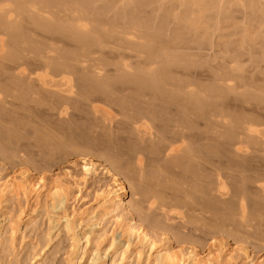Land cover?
<instances>
[{"label": "rangeland", "instance_id": "rangeland-1", "mask_svg": "<svg viewBox=\"0 0 264 264\" xmlns=\"http://www.w3.org/2000/svg\"><path fill=\"white\" fill-rule=\"evenodd\" d=\"M18 1L23 4L21 16L16 0H0V18L6 26L15 22L22 26L14 39L0 25V62L5 61L0 65V180L19 179L25 173L44 179L48 186L59 177L70 188V201L63 209L53 208L44 198L41 203L16 197L1 202L0 264H86L93 256L101 258L98 264H150L153 256L148 248L137 239L121 238L120 225L112 219H104L98 227L91 220L97 207L95 196L114 186L112 175L126 187V202L137 209L128 210L121 225L133 218L159 246L166 244L174 252L194 250L206 255L224 245L231 256L227 264L264 262V191L260 190L264 182V0H195L199 6L194 0L193 4L181 0ZM45 22L60 25L48 30ZM77 34L84 35L82 42L74 38ZM123 61L132 75L165 70L175 88L198 95L203 108L217 113L214 129L213 118L207 117L199 121L201 133L194 129L206 136L202 146L193 143L194 131L188 133L189 145L198 147L202 158L197 175L184 177L170 169L164 156L156 161L148 155V138L144 136L148 142L143 139L141 144L139 133H133L135 126L121 115L132 106L121 105L120 95L105 93L111 104L95 92L92 80L99 78L97 72L101 70L103 79L127 74L128 70L117 69ZM19 70L24 74L20 76ZM45 71L49 90L36 81V75L45 77ZM65 76L74 86L72 102L63 95L66 86L60 80ZM87 78L91 82L85 83ZM172 86L166 87L168 93L176 91ZM68 101V114L61 118L60 104ZM165 102V106L170 103ZM142 106L131 109L140 115ZM157 108L152 115L155 124L168 119L165 123L171 125L181 114ZM179 109L183 115L187 112L185 105ZM213 130L218 140L211 156L208 139ZM165 133L166 139L171 138V132ZM238 146L244 151L238 152ZM137 151L146 153L141 169L133 158ZM89 161L96 174L79 183V188L71 186L72 179L64 176L82 179L83 166ZM65 216L74 221V234L63 230ZM11 228L15 229L10 234ZM82 235L88 238L87 245Z\"/></svg>", "mask_w": 264, "mask_h": 264}, {"label": "bare ground", "instance_id": "bare-ground-1", "mask_svg": "<svg viewBox=\"0 0 264 264\" xmlns=\"http://www.w3.org/2000/svg\"><path fill=\"white\" fill-rule=\"evenodd\" d=\"M182 2L181 3H188L189 4V2L190 3H192V1L193 0H181ZM195 1V0H194ZM193 1V3L195 4V3H197L198 1H200V0H198V1H195L194 2ZM249 1V0H248ZM16 10H17V12L18 13H20V16H21V11L23 12L24 10H23V4H22V6H20L21 4L19 3V1L18 0H16ZM14 3V4H15ZM192 3V4H193ZM251 4V3H250ZM255 4V3H254ZM197 6H199V2H198V4H197ZM20 11V12H19ZM24 13V12H23ZM22 13V14H23ZM10 15V14H9ZM19 15V14H18ZM20 16H18V17H20ZM79 17H81L80 15H78ZM12 17V16H11ZM11 17H10V20H11ZM79 17H77L78 19H79ZM18 19V18H17ZM33 19H36V18H33ZM32 19V20H33ZM49 19V18H48ZM78 19H77V21H78ZM21 20V19H20ZM83 20V19H82ZM82 20H80V21H82ZM6 21V20H5ZM8 21V20H7ZM38 22H40V20L38 21ZM42 22V21H41ZM18 23V22H17ZM16 22L15 23H13V24H11V23H7V26H6V23L2 20V18H0V25L2 26L3 25V28H5L6 27V30L8 31V33L15 39V38H17L18 39V35L17 34H19V33H21V27L22 26H20L19 24H17ZM21 23V22H20ZM36 23H37V19H36ZM43 23V22H42ZM81 23H83V22H81ZM45 24H47V29H48V26H49V24L47 23V22H45ZM51 25H52V27L55 25H53V23H50ZM78 24H80V23H78ZM50 25V26H51ZM59 25L60 24H58V26L56 25V26H54V28L56 29V27H59ZM83 25V24H82ZM81 24H80V26L81 27H83ZM41 26V25H40ZM46 26V25H45ZM49 26V27H50ZM51 27V28H52ZM53 29V28H52ZM54 29V30H55ZM76 29V28H75ZM85 29V28H84ZM45 30V29H44ZM48 30H50V28L48 29ZM58 30V29H57ZM78 30V29H77ZM76 31V30H75ZM80 31V30H79ZM16 32H17V34H16ZM52 32V31H51ZM83 35V34H82ZM82 35L81 36H79V34H77V35H75L74 36V38H76V40H77V42H78V40L80 41V40H82L81 38H82ZM86 35V34H85ZM84 36V35H83ZM21 37V36H20ZM73 38V39H74ZM83 41V40H82ZM82 41H80V42H82ZM164 52V51H163ZM13 53V52H12ZM11 53V54H12ZM10 54V55H11ZM5 56V55H4ZM11 56H14V55H11ZM7 57H10L9 55L7 56L6 55V58ZM16 57V56H15ZM6 58H4L5 60H6ZM21 58V57H20ZM19 58V59H20ZM2 59H3V57H2ZM7 59H9V61H10V59L12 60L11 62H13V61H15L16 60V62H18L17 60L18 59H15V58H7ZM15 59V60H14ZM24 58H21V60H23ZM4 60H2V63L0 64V65H2L3 66V63L5 62H3ZM8 61V60H7ZM25 61V60H24ZM11 62H9V63H11ZM6 64V63H5ZM13 65H14V63H12ZM16 64V63H15ZM21 64V66H22V62L20 63ZM20 64H18V65H20ZM25 64H27V63H25ZM25 64H24V66H25ZM123 65H122V67H121V65H120V67L121 68H123V69H121V68H117L118 69V71L119 70H128L126 73L127 74H125V73H123L122 71H120V72H122V74L120 73V74H118L119 76H117V77H115L114 79H113V77H112V79L111 78H109V79H107V78H105V79H103L102 77H100V73H101V70H100V72H97V76H99V78H94V80H92V82L94 81L95 83H94V86H95V92L97 91L98 93L97 94H99V92H101L100 94L101 95H103V96H110V97H112V96H114L115 94H117V96L118 95H120V97H117V100L118 101H120V104L122 103L123 105H126V104H130V106H132L131 108H135L136 106H138L139 105V108H140V106L141 105H143L142 106V108H144V109H142V110H144V113L142 114H137L136 112H138V111H136V110H134V109H127L126 107L128 106H123L124 107V109L126 108V110H124L123 112H122V110H123V108H121V112H122V116H123V114L127 117H125V116H123V117H125V119L127 120H130L129 122L130 123H128V124H132V125H134L135 126V132H133V131H131V132H133V133H135L136 134V132L137 133H139V134H141L142 136H140L139 134H138V141H140L141 142V144H142V141L144 142V140L143 139H145L146 140V137L148 138V140H149V142H148V144L150 145V149H148V151H149V154L148 155H150L151 157H153L156 161H158L160 158H161V156H164L165 157V159L166 160H168L169 161V164L172 166H170V169H177V170H179L180 171V173H182V175L185 177V176H190V177H192V176H195V175H197V172H199L200 170H199V166L201 165L200 164V161H201V159L202 158H200L201 156L199 155L200 153L197 151L198 150V147H197V149L195 150L192 146V144L194 143H199V145H200V143H201V139H202V141L204 140L203 138L204 137H206V136H202V135H205V134H203L202 133V135L201 134H198V133H195L196 131H198V129H199V121L202 119V118H208L207 120H211L212 118V121H211V123H210V126L214 129L215 128V125H216V123H214V116L217 114H213V113H215V112H210V110H206L205 108H203L202 106L203 105H201V100H200V98L198 97V95H194V94H186V92H183L182 91V89L180 90L179 88H178V86L175 88L174 87V83L175 82H173V80H171L170 79V77L168 78V76H166L165 74V70H164V72L163 71H156V72H153V73H151L150 74V72L148 73V74H150V75H144V76H140V75H136V74H133L132 75V73H130L129 71H130V68H129V65L127 64V63H125V61H123V63H122ZM9 65V64H8ZM12 65V66H13ZM17 65V66H18ZM37 65V64H36ZM41 65V64H40ZM49 65V64H48ZM65 65V64H64ZM63 65V66H64ZM69 65V64H68ZM68 65H67V67H68ZM148 65H149V63H148ZM1 66V67H2ZM6 66H7V64H6ZM9 66H11V65H9ZM11 66V67H12ZM16 66V65H15ZM27 66V65H26ZM62 66V65H61ZM62 66V67H63ZM5 67V66H4ZM18 67H20V66H18ZM38 67V66H37ZM36 67V68H37ZM43 67H44V65H43ZM47 67V66H46ZM45 67V68H46ZM153 67V66H152ZM3 68V67H2ZM9 67H7V69H8ZM13 68V67H12ZM14 68H16V69H18L17 67H14ZM22 68V67H21ZM26 68V67H25ZM35 68V67H34ZM35 68V69H36ZM48 68V67H47ZM61 68V67H60ZM64 68H66V67H63V69ZM71 68V67H70ZM132 68V67H131ZM5 69V68H4ZM24 71H25V69H24V67L22 68ZM41 69H44V68H42L41 67ZM40 69V70H41ZM67 69V68H66ZM23 70H22V74H24L23 73ZM139 70V69H138ZM20 71L21 70H19V73L18 74H20ZM62 70H60V72H61ZM26 72V71H25ZM56 72V71H55ZM64 72V71H63ZM66 70H65V74H66ZM116 72H117V70H116ZM144 72V71H143ZM68 73V72H67ZM70 73V72H69ZM147 73V72H146ZM22 74H20V76L22 75ZM27 75V74H26ZM60 75V74H59ZM61 75H63L62 73H61ZM60 75V76H61ZM66 75H68V74H66ZM19 76V75H18ZM24 76V75H23ZM22 76V77H23ZM36 76H38V77H36ZM35 77L36 78H38L39 80H36V81H39L40 82V84H41V87L42 86H44V87H46L47 86V83H46V80L44 81V79H47L46 78V76H47V73H46V71H45V77H42V75L41 76H39V75H36ZM44 76V75H43ZM103 76V75H102ZM105 76V75H104ZM66 78H61V80H60V83L61 82H63L64 83V85L66 86V90L65 91H63L64 89H62L61 91H63V95L64 94H66V95H68V96H73V94L75 93L74 92V89H73V87L74 86H71V81H72V79L70 80V78L69 79H67V76H65ZM20 79H21V77H19ZM26 78V77H25ZM24 78V79H25ZM100 78H102V79H100ZM74 79V78H73ZM88 79V78H87ZM85 79L86 80V82L85 83H87V81H90V79ZM96 79V80H95ZM18 81H20L19 79H17ZM23 81V80H22ZM31 81V80H30ZM55 81V80H54ZM83 81V80H82ZM29 82V81H28ZM35 82V81H34ZM48 82V81H47ZM51 82V81H50ZM53 82V81H52ZM91 82V81H90ZM90 82H88V84H90ZM84 83V84H85ZM173 83V86L171 85ZM21 84V83H20ZM91 84H93V83H91ZM90 84V85H91ZM230 84V83H229ZM48 85H49V83H48ZM62 85V84H61ZM63 86V85H62ZM89 86V85H88ZM93 86V87H94ZM168 86L169 87H173V89L175 88V92L174 93H171V92H173V91H171V92H167V91H169L167 88H168ZM176 86V85H175ZM33 87V86H32ZM64 87V86H63ZM62 87V88H63ZM87 87V86H86ZM92 87V86H91ZM167 87V88H166ZM31 88V87H30ZM49 87L47 86V89H48ZM53 88V87H52ZM177 88L179 89V90H177ZM60 89V88H59ZM58 89V90H59ZM93 89V88H92ZM49 90V89H48ZM55 90V89H54ZM57 90V91H58ZM33 91V90H32ZM56 91V90H55ZM60 91V92H61ZM84 91V90H83ZM88 91V90H87ZM130 91V92H129ZM59 92V91H58ZM57 92V93H58ZM90 92H91V90H90ZM32 93V92H31ZM35 93V92H34ZM104 93V94H103ZM105 93H106V95H105ZM171 93V94H170ZM37 94V93H36ZM79 94V93H78ZM87 94H88V92H87ZM91 94V93H90ZM50 95V94H49ZM52 95V94H51ZM60 95H61V93H60ZM89 95V94H88ZM95 95V94H94ZM78 96H80V95H78ZM82 96V95H81ZM87 96V95H86ZM86 96H84V97H86ZM102 96V97H103ZM106 96V97H107ZM54 97V96H53ZM76 97V96H75ZM83 97V96H82ZM89 97V96H88ZM105 97V98H106ZM107 97V98H108ZM115 97H116V95H115ZM114 97V98H115ZM69 98V97H68ZM72 98L74 99V97H71V101L70 102H72ZM79 98V97H78ZM87 98V97H86ZM100 98V97H99ZM105 98H104V100H105ZM52 99V98H51ZM63 99V98H62ZM93 99V98H92ZM97 99V98H96ZM103 99V98H102ZM108 99H110V98H108ZM75 100V99H74ZM84 100H86V99H84ZM91 100V99H90ZM114 100H116V99H113L112 101H113V103H114ZM56 101V100H55ZM59 101V100H58ZM64 101H66V100H64ZM96 101V100H95ZM106 101V100H105ZM104 101V102H105ZM110 102H108V103H111V99L109 100ZM118 101H115V102H117L118 103ZM167 101H169L170 103H166ZM51 102L53 103L54 101H52L51 100ZM67 102V101H66ZM158 102V103H157ZM164 102L167 104V106H165V104H164ZM56 103H58V102H56ZM74 103H75V101H74ZM80 103V102H79ZM82 103V102H81ZM87 103V102H86ZM107 103V102H106ZM157 103V104H156ZM159 103H163V104H159ZM66 103H61L60 104V107H62L61 108V111H60V115H61V118H62V116L63 117H65V116H67V114H68V111H69V108H68V106L67 105H69V104H71V103H69V101H68V104H66ZM78 104V103H77ZM112 104V103H111ZM116 104V103H115ZM119 104V103H118ZM119 104V105H120ZM121 104V105H122ZM186 106V108H187V112H186V109L184 110L185 112V114L183 115V113H182V109H181V112H179L180 111V109H179V107H183L184 105ZM54 105H55V103H54ZM58 105V104H57ZM56 105V107H57V109L58 108H60L59 106H57ZM98 105V104H97ZM114 105V104H113ZM117 105V104H116ZM162 107H161V106ZM183 105V106H182ZM50 106V105H49ZM53 105H51V107H52ZM71 106V105H70ZM76 106V105H75ZM74 106V107H75ZM82 106V105H81ZM118 106V105H117ZM129 106V107H130ZM164 106V107H163ZM55 107V106H54ZM73 107V108H74ZM156 107H158L157 109H159L160 107L162 108V110L163 111H165V110H167V111H176L175 113L178 115V113H181V114H179L178 115V119H177V121H175V122H172V124L170 125H166V121H168V119H166V121H162L161 120V123H158V124H155V120H154V116L158 113H156L155 115H154V111H155V109H156ZM166 107V108H165ZM49 108V107H48ZM79 108V107H78ZM93 109H95V107H92ZM96 108H98L97 106H96ZM120 108V107H119ZM160 108V109H161ZM163 108H165V110L163 109ZM37 109V108H36ZM56 109V108H55ZM54 109V110H55ZM75 109H77V108H75ZM179 109V110H178ZM53 110V109H52ZM98 110H99V108L98 109H96V111L98 112ZM139 110V109H138ZM94 111V110H93ZM129 111L131 112L130 113V115L131 116H129ZM136 111V112H135ZM158 111V110H157ZM159 111H161V110H159ZM167 111H165L166 113H168ZM177 111H178V113H177ZM37 112V111H36ZM107 112V111H106ZM156 112V111H155ZM165 112H163V113H165ZM94 113V112H93ZM109 113V112H108ZM128 113V114H127ZM133 113V114H132ZM153 113V114H152ZM160 113V112H159ZM166 113H165V115H166ZM170 113V112H169ZM103 114V113H102ZM107 114V113H106ZM110 114H112V113H110ZM136 116H135V115ZM152 115H154V116H152ZM160 114H158L157 115V119H156V121L158 120V116H159ZM163 115V114H162ZM46 116V115H45ZM164 116V115H163ZM162 116V117H163ZM107 117H108V115H107ZM109 117H110V115H109ZM113 117V116H112ZM154 117V118H153ZM161 116L159 117V119H161L162 118ZM165 117V116H164ZM216 117H217V115H216ZM117 118V117H116ZM176 118H177V116H176ZM210 118V119H209ZM64 119V118H63ZM107 119V118H106ZM111 119L112 118H110L109 119V122L111 121ZM113 119H115V118H113ZM112 119V120H113ZM124 119V118H123ZM164 119V118H163ZM172 119V118H171ZM171 119L169 120V121H171ZM108 120V119H107ZM107 120H105V121H107ZM117 120V119H116ZM125 120V121H126ZM165 120V119H164ZM174 120H176V119H174ZM104 121V120H103ZM160 121V120H159ZM113 122H114V120H113ZM112 122V123H113ZM119 122V121H118ZM122 123H124V122H122ZM121 123V124H122ZM169 123V122H168ZM171 123V122H170ZM115 124V123H114ZM118 124V123H117ZM215 124V125H214ZM118 125H120V124H118ZM124 125H127V124H124ZM131 125V126H132ZM130 126V125H129ZM214 126V127H213ZM256 126V125H255ZM210 127V128H211ZM258 127V126H257ZM260 127V126H259ZM211 128V129H212ZM169 129V130H168ZM196 131H195V130ZM209 129V128H208ZM133 130H134V128H133ZM192 130V131H191ZM250 130H253L254 131V128L253 129H251L250 128ZM256 130V129H255ZM153 131H155L156 133L154 134V132ZM166 131H168V132H171V134H172V136H171V138H167L166 139ZM194 131V133H195V139H193V143H190L191 145H189V139H188V133H190V132H193ZM253 131H251V132H253ZM111 132V131H110ZM198 132H200L201 133V131L199 130ZM210 133H209V135H212V133H213V135H212V137H209V143L211 142V144H209V145H211L210 146V151H211V156H213V154L215 153V149H216V147H217V144H215V143H217L216 141L218 140L217 139V136L214 134V130L211 132V131H209ZM247 132H249V131H247ZM261 132V131H260ZM194 133H192V134H194ZM208 133V132H207ZM255 133H259L258 131H255ZM249 134H250V132H249ZM130 135H132V133L130 134ZM167 135H168V133H167ZM208 135V134H207ZM251 135V134H250ZM252 135H253V133H252ZM255 136H256V134H254ZM253 135V136H254ZM263 135V134H262ZM136 136V135H135ZM144 136H146L145 138H144ZM215 136V137H214ZM252 136V137H253ZM130 137H132V136H130ZM152 137V138H151ZM191 137V136H190ZM189 137V138H190ZM203 137V138H202ZM227 137V136H226ZM234 137V136H233ZM264 137V136H263ZM208 138V137H207ZM206 138V139H207ZM216 138V139H215ZM256 138V137H255ZM254 138V139H255ZM259 138V137H258ZM155 139H156V141H155ZM231 139V138H230ZM191 140V139H190ZM140 142H137V143H140ZM146 142V143H147ZM192 142V141H191ZM242 143H244V142H242ZM144 144H145V142H144ZM238 144H239V142H238ZM199 145H197V146H199ZM234 145V144H233ZM243 145V144H242ZM139 146V145H138ZM142 146V145H141ZM200 146H202V145H200ZM208 146V145H207ZM147 148H148V146H147ZM194 150H193V149ZM202 148V147H201ZM238 148V152H241L240 150H243L244 151V149H243V147L241 148L240 146H238L237 147ZM236 148V149H237ZM241 148V149H240ZM142 149V148H141ZM144 149H146V147L144 148ZM235 149V148H234ZM245 150H246V148H245ZM147 151V152H148ZM200 151V150H199ZM248 151V150H247ZM143 153H145V152H143ZM143 153H141V152H139V151H137V153H136V155L135 156H133V158H135L136 157V164H137V166L139 167V169H141L142 168V165H143ZM236 153V152H235ZM247 153V152H246ZM146 154V153H145ZM241 154V153H240ZM243 155V154H242ZM213 157L210 159V163H212V166H214L213 164H214V162H213V160L215 159H213ZM165 160V161H166ZM167 162V161H166ZM168 163V162H167ZM201 167V166H200ZM161 168V172H163L164 173V167H160ZM166 168V167H165ZM83 177H82V179H77L76 177H72V176H70L69 177V175H65L64 177H66V178H71L72 179V181L73 182H70L71 183V186H74V187H77V188H79V183H82V184H84V183H86V180L88 179V178H91L92 176H94L95 174H96V168H95V165L92 163V162H86L85 164H84V166H83ZM21 177L19 178V179H17L16 177L15 178H8V177H3V178H1V180H0V203L2 202V203H7L11 198H13V197H16V198H23L26 202H29L30 200H34L36 203H41L42 201V199L44 198V199H48L49 201H50V203H51V205L53 206V208H60V209H63V207H64V205H66L69 201H70V199H69V196H70V188H69V186L65 183V182H63V181H61L60 179H59V177H55V178H52V180L51 181H49L50 183H49V185L47 186L45 183H44V179L42 180V178H40V179H34L33 177H31L30 175H27V174H25V173H23V174H21L20 175ZM112 177H113V184H114V186L113 187H110V186H108V187H106V188H104V189H102L99 193H97V195L95 196V200H94V202L96 203V210H93L92 211V217H91V220L94 222V226H96V227H98L99 225H100V223L104 220V219H106V218H109V219H112L113 220V222H114V224H116V225H120V234H121V238H123V239H125V240H129V239H137L141 244H143V245H145L147 248H148V250L152 253V256H153V258L152 259H150L149 260V262H150V264H227V263H229V261L231 260V256H230V253H229V251H227V250H225V247H221L220 249H219V251H217V252H215L214 253V251H209L210 253H208V254H201L200 252H197V251H192V252H190V253H188V254H182V253H179V252H174L171 248H167V246H163V245H161V246H159L158 244H157V242L156 241H154L150 236H149V234L147 233V231H145V229H143L142 228V226H139V225H137V223H136V221L133 219V218H131L129 221H128V223H126L125 225H121V219H122V217L125 215V213H127L128 212V210H137L135 207H134V205L131 203V202H126V194H127V189H126V187L124 186V184L118 179V177L116 176V175H112ZM141 179V178H140ZM262 179V178H261ZM259 181V180H258ZM67 182V181H66ZM218 184V183H217ZM221 185V184H220ZM70 186V187H71ZM261 188H260V190L261 191H264V182H263V184H262V186H260ZM221 188V187H220ZM220 190H222V188L220 189ZM80 191V190H79ZM212 192V191H211ZM222 193V192H221ZM213 194V193H212ZM243 194V193H242ZM264 194V193H263ZM223 195V194H222ZM206 196H207V194H206ZM152 197V196H151ZM208 197H209V195H208ZM241 198H243V196H240ZM154 198V200L155 199H157V197L155 198V197H153ZM240 198V199H241ZM244 198H245V196H244ZM243 198V199H244ZM242 201V200H241ZM155 202V201H154ZM243 204L242 205H244V202H242ZM151 204V203H150ZM149 204V205H150ZM152 204H154L155 205V203H153L152 202ZM150 205L149 206V208L148 209H153V205ZM245 206V205H244ZM152 207V208H151ZM245 210V209H244ZM177 215L180 217V218H182V216H181V213H177ZM242 218V217H241ZM21 220V219H20ZM63 225H62V228H63V230L66 232V233H68V234H74V232H75V229H76V225H75V223H74V221L72 220V218L71 217H68V216H65L64 217V219H63ZM20 223V222H19ZM12 227V226H11ZM3 228V220H1L0 219V241H2V233H1V229ZM15 229V228H14ZM14 229L13 228H11V232H10V234L11 233H13L14 232ZM13 235V234H12ZM11 236V235H10ZM81 240H84L85 241V243H86V245H87V243H88V238L85 236V235H82L81 236V238H80ZM79 239V240H80ZM78 240V241H79ZM165 241H167V242H169V240L168 239H166ZM3 242V241H2ZM2 243L0 242V245H1ZM125 245H126V243H125ZM2 246V245H1ZM128 247V246H127ZM127 247H126V249H127ZM216 251V250H215ZM76 252L78 253V252H80L79 251V247L76 249ZM135 259L137 260V261H139V259H140V252H138V251H136L135 253ZM100 257L99 256H93V257H91L88 261H87V263L86 264H98L99 263V261H100ZM114 264H116V263H114ZM121 264H126V263H121ZM253 264H262L261 262H256V263H253Z\"/></svg>", "mask_w": 264, "mask_h": 264}, {"label": "snow or ice", "instance_id": "snow-or-ice-1", "mask_svg": "<svg viewBox=\"0 0 264 264\" xmlns=\"http://www.w3.org/2000/svg\"><path fill=\"white\" fill-rule=\"evenodd\" d=\"M223 190V189H222ZM262 264H264V262H262Z\"/></svg>", "mask_w": 264, "mask_h": 264}]
</instances>
